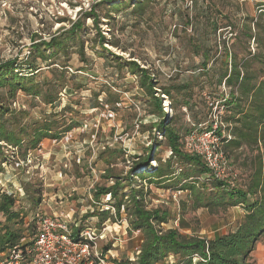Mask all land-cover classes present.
Here are the masks:
<instances>
[{"label": "rangeland", "instance_id": "1", "mask_svg": "<svg viewBox=\"0 0 264 264\" xmlns=\"http://www.w3.org/2000/svg\"><path fill=\"white\" fill-rule=\"evenodd\" d=\"M97 1L0 0V65L13 62L21 74L27 75L29 71L22 70L36 60L40 72L35 79L49 86L43 85L38 98L18 92L13 99L4 97L0 102L18 114L21 126L27 130L48 125L58 133L71 127L58 139H43L36 149L27 152L25 144L15 149L0 143V152L5 156L0 167V193L15 199V222L21 223L14 228L20 230L21 245L32 239L37 216L61 218L74 232L77 227L73 224L77 223L80 229L102 234V239L97 240V252L105 264H113L133 262L139 254L142 235L128 232L125 214L121 211L120 216H115L108 195L99 201L94 199L95 189L111 186L113 180L107 177L110 174L125 176L137 161L134 156L151 152L155 159L150 161L152 167L158 165L157 159L163 162L170 156L158 132L163 119L151 114L153 107L140 89L138 77L130 74L123 63L133 60L146 68L158 89L194 81L193 72L199 71L200 58L193 55L189 39L203 42L211 56L215 45L220 46L218 52L222 50L223 42L229 48L235 45L241 54L245 43L235 40L236 35L245 17H255L258 4L264 0H145L141 18L132 14L133 3L127 0L96 4ZM91 9L98 16L97 23L87 15ZM212 20L219 28L214 33L209 23ZM231 22L234 27L229 26ZM74 24L81 30L70 34ZM55 36L64 42L63 51L51 61L35 58L41 53H53L45 51L41 43ZM252 46L251 40L249 48ZM61 83L66 85L63 90L59 89ZM194 84L190 103L195 106L196 119H201L198 131L191 126L192 114L180 95H155L162 98L167 125L178 129L180 135L192 130L191 135L199 137L211 120L222 116L218 103L225 87L221 84L216 91L204 76L197 77ZM53 87L59 92L52 104H45L43 96L48 89L53 93ZM217 143L221 148V142ZM245 156L248 154H242L237 161L227 160L223 182L234 187L245 184L248 171L241 165ZM171 165L176 174L193 171L177 159H172ZM183 183L160 189L139 176L134 178V186L142 184L149 191L147 208L169 213L164 230L176 229L185 236L204 239L235 231L244 215L241 207L194 210L189 192L180 190ZM102 219L106 220L101 222ZM175 261L169 255L161 264Z\"/></svg>", "mask_w": 264, "mask_h": 264}, {"label": "trees", "instance_id": "2", "mask_svg": "<svg viewBox=\"0 0 264 264\" xmlns=\"http://www.w3.org/2000/svg\"><path fill=\"white\" fill-rule=\"evenodd\" d=\"M104 1L99 0L96 4ZM127 1L133 3L132 14L141 18L146 10V1ZM258 7V14L253 18L246 16L239 36L236 35L235 40L245 43L241 54L235 50V45L229 48L223 42L222 50L218 52L220 46L215 45L214 54L211 56L210 49L203 42L189 39L193 55L200 58L199 71L193 72L194 81L197 77L204 76L206 83L210 87L215 86L216 91H219L221 84L225 87L218 103L223 114L217 117L219 126L214 133L221 142L220 151L226 160L237 161L242 154H248L242 159L241 165L247 169L248 174L245 184L241 187L230 186L213 178L203 160L186 149L185 140L193 131L186 130L180 135L179 130L167 125V119H164L162 98L155 94L168 98L171 92H174L183 98L184 106L189 109L194 120L191 126L198 131L197 126L201 119H196L197 116L193 112L195 106L190 103L192 89L196 86L194 81L158 89L155 78L146 68H141L133 60L123 63L130 74L138 77L139 87L153 107L151 114L163 119L160 121L158 132L164 138L170 156L163 162L157 159L156 167L150 166V161L155 160L151 152H147L145 156H134L137 161L125 176L108 174L107 177L113 180L112 185L95 189L94 199L99 201L109 195L115 216H120L121 211L125 214L128 232L138 231L142 235L136 259L133 262L113 261V264H161L169 255L176 258L175 264H248L247 259L255 243L264 235V1L258 4ZM90 11L87 15L97 23L98 16L92 9ZM186 23L189 21L186 20ZM209 23L213 33L219 29L217 21L212 20ZM229 26L234 27V24L231 22ZM80 30V25L74 24L70 34ZM99 38L103 45V36L100 35ZM251 40L253 46L249 48ZM63 43L57 36L46 44L41 43L45 51L52 50L53 53L46 55L40 52V57L35 58L44 62L51 61L56 54L63 51ZM79 53L80 57L83 56V50ZM115 59L122 60L119 57ZM17 67L13 62L0 65V98L13 99L18 92L38 98L43 85L49 87L47 83L41 85L35 79V75L40 72L36 60L28 62L27 70H22L25 73L29 71L27 73L30 74H21ZM58 85L60 90L66 88L63 83ZM200 89L203 91L204 86ZM58 92L54 87L53 93L48 89V93L43 96L45 104H52ZM208 94H211V91H208ZM18 118V114H13L0 102V143L15 149L25 144L26 152L36 149L43 139L55 140L71 130V127H68L56 133L48 125H37L32 130H27L21 126V120ZM213 124L214 120H211L205 130H211ZM25 156L24 154L23 158ZM4 157L0 152V167ZM172 159H177L193 171L176 174L171 165ZM140 169L149 170L141 173ZM138 176L160 189H168L175 183L184 182L180 190L189 192L192 209L213 211L238 206L244 210L243 218L235 231L212 239L188 237L176 229L164 230L162 226L167 223L169 213L160 208H147L148 189L142 184L134 186V178ZM31 201L36 204L38 199ZM14 204L12 195L0 193V217L3 218V221L0 220V254L19 245L22 238L20 230L14 228V225L21 223L15 222L18 213L13 211ZM105 220L102 219L101 222ZM78 230L76 229L74 236Z\"/></svg>", "mask_w": 264, "mask_h": 264}, {"label": "built area", "instance_id": "3", "mask_svg": "<svg viewBox=\"0 0 264 264\" xmlns=\"http://www.w3.org/2000/svg\"><path fill=\"white\" fill-rule=\"evenodd\" d=\"M218 126L219 121L214 118L211 130H205L199 137L187 136L185 145L189 152L203 160L213 178L223 181L227 160L214 133ZM209 138L212 140L207 141ZM36 225L30 242L1 253L0 264H105L97 252V240L102 239V234L96 235L88 228L80 229L75 223L73 227L79 230L74 236L66 220L50 216H37ZM106 231L104 228L103 232Z\"/></svg>", "mask_w": 264, "mask_h": 264}, {"label": "crops", "instance_id": "4", "mask_svg": "<svg viewBox=\"0 0 264 264\" xmlns=\"http://www.w3.org/2000/svg\"><path fill=\"white\" fill-rule=\"evenodd\" d=\"M231 208H238L236 207H231ZM242 208V207H241ZM243 214L244 210L242 209ZM213 236L212 238H214ZM210 238V239H212ZM248 264H264V235L259 238V240L255 243L253 251L250 253L248 259H247Z\"/></svg>", "mask_w": 264, "mask_h": 264}]
</instances>
